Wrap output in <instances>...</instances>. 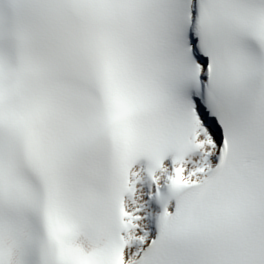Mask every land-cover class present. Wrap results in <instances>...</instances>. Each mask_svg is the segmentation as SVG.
<instances>
[{"label": "snow or ice", "instance_id": "1", "mask_svg": "<svg viewBox=\"0 0 264 264\" xmlns=\"http://www.w3.org/2000/svg\"><path fill=\"white\" fill-rule=\"evenodd\" d=\"M0 264H264V0H0Z\"/></svg>", "mask_w": 264, "mask_h": 264}]
</instances>
